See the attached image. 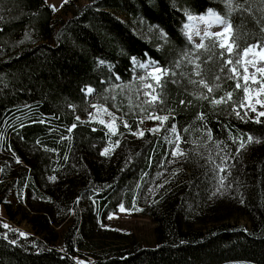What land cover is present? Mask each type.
Returning a JSON list of instances; mask_svg holds the SVG:
<instances>
[{
    "label": "trees",
    "instance_id": "1",
    "mask_svg": "<svg viewBox=\"0 0 264 264\" xmlns=\"http://www.w3.org/2000/svg\"><path fill=\"white\" fill-rule=\"evenodd\" d=\"M241 5L247 11L226 15V0H68L64 19L45 0H0V142L26 165L15 184L2 185L10 173L4 163L0 204L15 219L8 197L25 191L31 208L22 216L35 233L21 236L0 217V264H264V116L245 115L243 89L227 69L220 73L217 57L200 64L209 86L219 84L211 94L189 83L200 79L193 64L174 67L185 53L207 61L184 34L188 15L213 10L228 19L234 50L241 41L260 43L264 3L232 0L233 9ZM114 11L139 20L148 37ZM133 58L177 73L161 78L155 111L139 93ZM86 87L114 112L115 133L77 117L88 110ZM226 92L232 101L211 103ZM149 114L169 119L158 133L135 137ZM173 125L185 155L170 165ZM119 207L151 219L154 247L122 234L113 233L118 242L103 238V218ZM65 221L59 242L54 227Z\"/></svg>",
    "mask_w": 264,
    "mask_h": 264
},
{
    "label": "rangeland",
    "instance_id": "2",
    "mask_svg": "<svg viewBox=\"0 0 264 264\" xmlns=\"http://www.w3.org/2000/svg\"><path fill=\"white\" fill-rule=\"evenodd\" d=\"M48 4H50L53 9L55 10V13L57 16H60L62 18H68L71 16V12H64L62 9V5L65 2V0H45ZM68 1V0H67ZM87 3V0H77L78 5H83ZM210 10H208L204 15V17L207 19V14ZM214 12L216 15L220 16L217 12L211 10ZM114 14L122 21L128 23L133 31L140 35L143 38L148 37V31L150 34V29H146L144 25H142L139 20L133 19L131 16L126 15L123 12L120 11H114ZM203 15H190L198 18L197 16H203ZM189 16V15H188ZM188 16L186 17V21L184 22L183 25V30L184 34L188 39V35L186 34V29L185 25L189 24L190 21L188 19ZM223 18L222 16H220ZM192 28L195 30H198L201 35L208 31V32H222L223 29L220 25L217 24H208L207 27L202 29V26L200 23L194 19L192 22ZM194 31V30H192ZM231 37V29L228 34H225L224 36L221 37L222 41H228L229 43H232L230 40ZM189 40V39H188ZM193 45L200 44L201 42V36L200 35H192L191 40H189ZM151 60L150 58H146V61H137L139 63L147 64L148 61ZM154 61V60H151ZM134 60H132V67H133V73H134V78L140 83L139 87V93L141 96H144V92L148 91L150 92V96L147 98L151 99V96H156L157 97V89L159 84H157V81L155 79L156 76H160V73H156L152 68L147 69V72H152L153 75L151 77L147 76L145 69L139 68L136 66V63ZM242 65H244L247 68V73H248V80H249V89L248 93H244V99H243V104L246 105V107H242L244 109V112L247 113V115L254 119L257 120V118H260L259 116L260 112H264V71H256L257 69H264V51H262L260 48H255L252 52H249L247 55H244L242 60H241ZM254 65V66H253ZM242 71L241 73L243 74L244 69L243 67L241 68ZM253 72H256L255 77H253L251 74ZM141 77H144L142 80ZM258 81L257 83H252V81ZM241 84H243V80H241ZM145 85H151V88H145ZM87 89H92V92H88ZM153 89L155 91H153ZM85 94L87 96V100L89 101V106L88 110L85 113V115L77 116L82 120L86 121H92V122H99L102 123L110 133H115L117 130V125L119 124V121L117 117L115 116L114 112L111 111L107 106L96 102V96L94 95V89L91 87H86L85 88ZM145 97V96H144ZM146 98V97H145ZM257 100L260 101V103H257ZM255 107L256 111L253 112L250 110V107ZM157 116V115H153ZM142 128L138 130L135 133H132L135 137H141L138 135L139 131H145L153 128H159V131L161 129V121L157 119H148L147 117L142 120ZM159 131H156L154 133H158ZM175 139V138H173ZM171 153L174 151V144H172L171 147ZM8 152L2 147L1 142H0V169L4 166V163L8 165L10 168V173L8 179H3L1 183L2 185H7L8 182L13 181V184L17 182V170L19 169H26V165L21 163H18V160H11L10 158L7 157ZM170 161H167L170 165L175 164L178 162L179 156L173 157L171 155ZM164 174V173H161ZM157 177H159V174H157ZM32 198L29 196V198L26 197V192L23 191L20 195L14 194L12 196L8 197V200L11 202L10 205V210L14 214V211H16V216L15 219L9 220L4 215V210L0 204V217H3L5 220V224L12 227L14 230L17 231V233L20 235V233H24L26 235H35L34 231L31 228V225L28 223L27 220H25L22 216V210L29 211L31 208L29 205V201ZM21 204V205H20ZM20 207V209H18ZM123 209V210H122ZM68 221V220H67ZM67 221L63 222L60 225H57L54 227L55 232L59 238V242L61 241V233L64 231L65 227L64 224L67 223ZM241 223H245L244 218L240 219ZM105 225V226H104ZM102 226H104V229L108 227V229L103 230L99 232L100 234H103V238L105 237V234L109 235V238H105L106 241H112L114 240L115 242L116 239L112 238L113 233L116 234L117 236L113 237H121L118 234H122L121 240L122 239H127V238H135L141 246L143 247H154L156 245L155 242V235H154V227L155 224L151 221L149 217H146L140 213L132 212L125 210L122 207H119L115 212L109 214L108 216H105L103 218ZM60 245V244H58ZM92 260V258L90 259ZM81 264H86L88 261L87 260H81Z\"/></svg>",
    "mask_w": 264,
    "mask_h": 264
},
{
    "label": "snow or ice",
    "instance_id": "3",
    "mask_svg": "<svg viewBox=\"0 0 264 264\" xmlns=\"http://www.w3.org/2000/svg\"><path fill=\"white\" fill-rule=\"evenodd\" d=\"M65 2H67V0H65ZM261 2L264 3V0H261ZM231 4H232V0H226V7L229 9V11L226 13V15H231L232 11H240L242 13L247 11V9L243 5H241L239 8L233 9L231 7ZM188 19H189L190 23L184 26L186 29V34L188 35V39L191 40L192 35H200L201 36V43L194 45V47L197 50L203 49L204 53H208L207 61H200L199 55L196 56L195 60H192V59H190V54L185 53L183 55V57L181 58V60L176 61L174 63V67L176 69H179L185 61L193 64L192 75L200 77V79L199 80H190L189 83L197 85V86H202L204 89H207V92L209 94H211L212 92H214L216 89L219 88V84H215L214 87L209 86L208 81L202 76L200 64L201 63H207L208 61H212L213 57H217L219 59V61H221L220 68H219L220 73H224L225 70L227 69L228 75L226 76V78L231 79V80H235L236 81V85H235L236 89L242 88L243 92L245 94H247L248 89H249L248 73H247V68L244 65H242L241 60H242L244 55H247L249 52H252L255 48H260L262 51H264V36H261V38H260L261 42L258 44H248L247 41H241V44H243V47L241 46V44H237L236 48L234 50L231 43H229L228 41H222L221 40V37L224 36L225 34H228L230 32V29L232 28V25L229 23L228 19L221 18L220 16L216 15L211 10L207 14V19L205 17L193 18L190 15L188 16ZM194 19H198L200 21H205L208 24L214 23V24L220 25L222 27L223 31L222 32H215V33L206 31L201 35V33L198 30L192 31V23L191 22ZM162 38H163V36H162ZM230 39L232 41H235L238 39V35L233 34V35H231ZM205 41H207L208 44H205L204 43ZM209 45H211V47H209ZM213 49L219 50L218 56H217V52L213 51ZM133 60L135 62V58H133ZM135 63H136L137 67L145 69L146 74L149 77H151L153 75L152 72H147V69H149V68H152L156 73H160L161 74L160 76L155 77L157 84H160L161 82H163L161 79L162 77H168V76L175 77L177 75L176 71L169 72V70L167 68H161L160 65L158 63H156L155 61L149 60L147 64H143V63H139V62H135ZM242 67L244 69L243 74L239 70ZM256 71H264V69H257ZM181 75H187V73H182ZM251 75L253 77H255L256 72H253ZM141 79L143 80L144 77H141ZM214 79L216 81H219L221 79V76L216 75ZM262 79H264V78H262ZM241 80H243V84H241V82H240ZM173 82L175 83L176 81L173 80ZM257 82L258 81H255V80L252 81V83H257ZM145 88H151V85H145ZM87 91L90 93V92H92V89H87ZM153 91H155V90L153 89ZM144 96L145 97L150 96V92L145 91ZM198 98L208 100L209 96L202 94ZM230 101H232V92H226L225 95L221 96L219 99L212 98L211 103L214 105H217V104H221V103H228ZM145 103L152 106L153 111H155V106L158 103H163V101L158 100V98L156 96H151V99H146ZM180 103H184V101H181ZM257 103H260V101L257 100ZM240 107H246V105H244L243 102H241ZM247 107H250V110L253 112L256 111L255 107H251V106H247ZM234 111H235V109H234ZM236 115L240 116V112L236 111ZM245 115H247L246 112H245ZM259 116H264V112H260ZM147 118L160 120L161 125H163V121H167L169 119L168 116H153L151 114H149ZM198 119L203 120L204 119L203 114H201L198 117ZM101 122L103 123V121H101ZM140 122L142 123L143 121H140ZM257 122H259V118H257ZM125 126L127 127V124H125ZM69 131H70V129H69ZM148 131L156 132V131H159V128L149 129ZM170 131L175 136L174 140L169 141L170 143L174 144V151L171 153V155L173 157L185 155V153L180 150V146L178 143V141L180 140V136L177 133L176 126L173 125L171 127ZM185 131H187V129H185ZM138 135L143 136L144 132L141 130L138 132ZM207 138L209 140L212 139L211 130H208ZM253 140H254V138L252 136L247 137L248 143H252ZM234 142H236V141L234 140ZM256 142H258V141H256ZM245 146H246L245 143L243 141H241L240 142V148L238 149V151L240 149H243ZM102 154L107 155L108 149H106L105 152ZM223 159L226 161L228 159V157L225 156V157H223ZM217 167H218L220 172L226 171V168H220L219 166H217ZM53 179H54V177H53ZM224 179H226V176L222 177L220 180L221 187L223 186ZM218 191H219V189H218ZM4 227L7 228L8 226L4 225ZM20 235L23 236L25 234L20 233ZM12 242L15 243V241H12Z\"/></svg>",
    "mask_w": 264,
    "mask_h": 264
},
{
    "label": "bare ground",
    "instance_id": "4",
    "mask_svg": "<svg viewBox=\"0 0 264 264\" xmlns=\"http://www.w3.org/2000/svg\"><path fill=\"white\" fill-rule=\"evenodd\" d=\"M193 18H196V17H194V16H192ZM198 18L199 17H204V15L203 16H197ZM199 23H200V25L202 26V29H201V31L203 30V28H206L207 27V23L205 22V21H200V20H198V19H196ZM192 30H194V31H197V30H195L194 28H192Z\"/></svg>",
    "mask_w": 264,
    "mask_h": 264
}]
</instances>
